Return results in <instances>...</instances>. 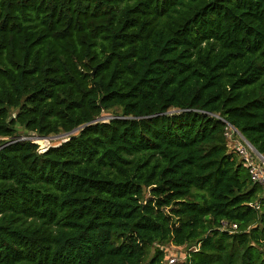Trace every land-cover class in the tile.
I'll use <instances>...</instances> for the list:
<instances>
[{
	"label": "trees",
	"instance_id": "obj_1",
	"mask_svg": "<svg viewBox=\"0 0 264 264\" xmlns=\"http://www.w3.org/2000/svg\"><path fill=\"white\" fill-rule=\"evenodd\" d=\"M226 122L264 157V0H0V264H264Z\"/></svg>",
	"mask_w": 264,
	"mask_h": 264
},
{
	"label": "rangeland",
	"instance_id": "obj_2",
	"mask_svg": "<svg viewBox=\"0 0 264 264\" xmlns=\"http://www.w3.org/2000/svg\"><path fill=\"white\" fill-rule=\"evenodd\" d=\"M101 117H102V119L106 120V119H108L109 115L103 114ZM18 130L20 133L19 138L25 137L26 139L32 140L33 142H35L38 145V148L40 151L43 149H46L50 145H55V144L59 143L60 141H63L69 134L73 133V132H69L68 134L60 133L57 135H50L47 137H42V136L36 134L35 132H25L22 129V127H18ZM238 143H241L246 148L245 152H246L247 156L252 157L254 161H259L254 150L251 149L250 145L247 143V141L240 136H234V137H233V135L230 136V140H228V149L232 150L233 148H235V146ZM240 157L243 158L241 155H240ZM163 247H164L165 252H166V259L164 260V263L168 264L169 263L168 261L170 258H175V262H173V263L184 260L186 258V253L189 250L195 249L196 245H185V246H181V247L180 246L175 247L174 245L166 244ZM150 255H151V253L148 254L147 259L150 257ZM173 263H171V264H173Z\"/></svg>",
	"mask_w": 264,
	"mask_h": 264
},
{
	"label": "built area",
	"instance_id": "obj_3",
	"mask_svg": "<svg viewBox=\"0 0 264 264\" xmlns=\"http://www.w3.org/2000/svg\"><path fill=\"white\" fill-rule=\"evenodd\" d=\"M225 135H226L227 140H230L231 135H233V137L234 136L242 137L240 135V133L228 122H226ZM20 139H26V138L21 137ZM234 149L238 152L239 155H241L243 157L242 159L245 161L246 166L248 167V171H249L251 180L255 183H258L262 187L261 195L264 196V159L262 157H260L254 151L255 154L257 155V158L259 159V161H254L252 157H249L246 155V152H245L246 148L241 143H238ZM222 228L229 229L230 231H233L234 229L237 228V225L231 224V227L228 228L227 222L223 221L222 222ZM168 262H169L168 264L175 262V258H170Z\"/></svg>",
	"mask_w": 264,
	"mask_h": 264
},
{
	"label": "water",
	"instance_id": "obj_4",
	"mask_svg": "<svg viewBox=\"0 0 264 264\" xmlns=\"http://www.w3.org/2000/svg\"><path fill=\"white\" fill-rule=\"evenodd\" d=\"M95 69V68H94ZM92 74H93V71L91 72ZM108 118H110V117H108ZM100 119H102V117L100 116V117H98V118H96V119H94L93 121H98V120H100ZM78 128H74L72 131H70V132H74V131H76ZM64 134H68V133H64ZM241 136H242V134H240ZM42 137H47V136H42ZM243 137V136H242ZM244 138V137H243ZM245 139V138H244ZM246 140V139H245ZM247 141V143L250 145V147H251V149H253L260 157H262L263 159H264V157H263V155L260 153V152H258V150L248 141V140H246ZM10 142H12V141H9V142H7V143H5V144H3L2 146H0V148L1 147H3L4 145H6V144H8V143H10ZM164 264H166V263H164Z\"/></svg>",
	"mask_w": 264,
	"mask_h": 264
}]
</instances>
